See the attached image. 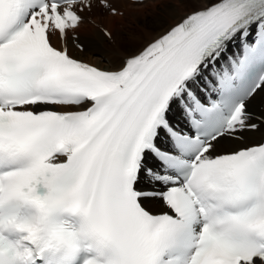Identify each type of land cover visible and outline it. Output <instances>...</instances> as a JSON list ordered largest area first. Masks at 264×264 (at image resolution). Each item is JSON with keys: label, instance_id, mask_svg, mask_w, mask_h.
Returning a JSON list of instances; mask_svg holds the SVG:
<instances>
[{"label": "snow or ice", "instance_id": "1", "mask_svg": "<svg viewBox=\"0 0 264 264\" xmlns=\"http://www.w3.org/2000/svg\"><path fill=\"white\" fill-rule=\"evenodd\" d=\"M0 264H264V0H0Z\"/></svg>", "mask_w": 264, "mask_h": 264}, {"label": "bare ground", "instance_id": "2", "mask_svg": "<svg viewBox=\"0 0 264 264\" xmlns=\"http://www.w3.org/2000/svg\"><path fill=\"white\" fill-rule=\"evenodd\" d=\"M149 7L153 8L152 6L130 4L127 6L126 11L130 13H137L139 19L140 13L137 12L139 10L136 11L135 9L142 8L144 9L142 13L147 12L148 14L151 10ZM147 14L141 15V19H143L144 35H156L162 30L165 22H171L170 16L172 14V10L161 6L158 11L154 13L153 18H150V20L152 19V22L149 21V18H147V16L151 14ZM138 19H131L129 23L137 26L139 25ZM99 22L107 27H112V24L107 20L101 19ZM77 32L80 37V42L85 45V48L84 51L79 52L75 51L71 47L70 52L72 56L96 66L108 67L109 62L114 58L117 52V45L105 40L95 27L87 23L84 27L78 29Z\"/></svg>", "mask_w": 264, "mask_h": 264}, {"label": "rangeland", "instance_id": "3", "mask_svg": "<svg viewBox=\"0 0 264 264\" xmlns=\"http://www.w3.org/2000/svg\"><path fill=\"white\" fill-rule=\"evenodd\" d=\"M152 7H153V8L149 7L151 10L149 9L150 11H149V13H148V14H151V15H148L147 12H143V13H142V11L144 10V9H142V8H141V9H135L136 11L139 10V11H137V12L140 13V16H139V19H138L139 25L135 26V25L129 23V26H130V27H133V28L135 29V31H136L137 34H144V31H143V19H141V15H142V14H143V15H144V14H147V15H148L147 18H149V21H151L152 19L150 20V18H153L154 13H156V12L158 11V9H159V8L154 7V6H152ZM153 9H154V10H153ZM135 10H134V11H135ZM151 22H152V21H151Z\"/></svg>", "mask_w": 264, "mask_h": 264}]
</instances>
